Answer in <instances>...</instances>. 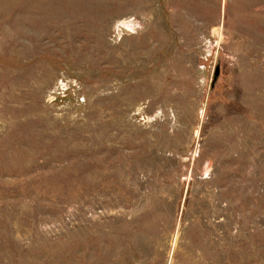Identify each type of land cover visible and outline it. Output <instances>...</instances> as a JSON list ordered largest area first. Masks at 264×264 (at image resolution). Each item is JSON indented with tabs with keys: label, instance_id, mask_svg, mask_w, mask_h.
Segmentation results:
<instances>
[{
	"label": "rangeland",
	"instance_id": "rangeland-1",
	"mask_svg": "<svg viewBox=\"0 0 264 264\" xmlns=\"http://www.w3.org/2000/svg\"><path fill=\"white\" fill-rule=\"evenodd\" d=\"M0 264H264V0H0Z\"/></svg>",
	"mask_w": 264,
	"mask_h": 264
},
{
	"label": "water",
	"instance_id": "water-1",
	"mask_svg": "<svg viewBox=\"0 0 264 264\" xmlns=\"http://www.w3.org/2000/svg\"><path fill=\"white\" fill-rule=\"evenodd\" d=\"M216 75H217V73H216Z\"/></svg>",
	"mask_w": 264,
	"mask_h": 264
}]
</instances>
